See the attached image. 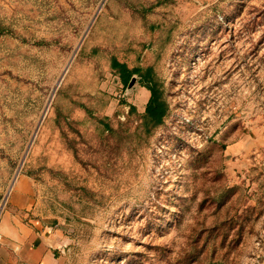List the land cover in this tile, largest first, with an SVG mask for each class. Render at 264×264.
Wrapping results in <instances>:
<instances>
[{"label":"rangeland","instance_id":"obj_1","mask_svg":"<svg viewBox=\"0 0 264 264\" xmlns=\"http://www.w3.org/2000/svg\"><path fill=\"white\" fill-rule=\"evenodd\" d=\"M21 174L61 264H264V0H0V213Z\"/></svg>","mask_w":264,"mask_h":264},{"label":"crops","instance_id":"obj_2","mask_svg":"<svg viewBox=\"0 0 264 264\" xmlns=\"http://www.w3.org/2000/svg\"><path fill=\"white\" fill-rule=\"evenodd\" d=\"M32 180L18 175L0 213V264H61L63 242L41 220L32 217Z\"/></svg>","mask_w":264,"mask_h":264},{"label":"trees","instance_id":"obj_3","mask_svg":"<svg viewBox=\"0 0 264 264\" xmlns=\"http://www.w3.org/2000/svg\"><path fill=\"white\" fill-rule=\"evenodd\" d=\"M112 63L117 68L118 76L123 85L128 83L132 74L139 72L138 68L127 69L124 63L117 62L116 60H112ZM140 77V86L149 92L141 120L142 128L148 133L163 122L168 106L165 99L161 96V90L152 78L149 68L142 72Z\"/></svg>","mask_w":264,"mask_h":264},{"label":"water","instance_id":"obj_4","mask_svg":"<svg viewBox=\"0 0 264 264\" xmlns=\"http://www.w3.org/2000/svg\"><path fill=\"white\" fill-rule=\"evenodd\" d=\"M134 83V77H131V79L128 82L127 87H130Z\"/></svg>","mask_w":264,"mask_h":264}]
</instances>
